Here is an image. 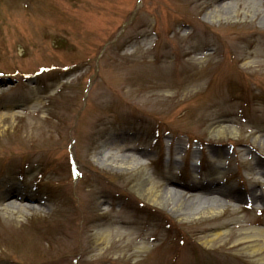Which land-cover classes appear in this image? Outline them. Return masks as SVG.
Here are the masks:
<instances>
[{
  "label": "rangeland",
  "instance_id": "374dc122",
  "mask_svg": "<svg viewBox=\"0 0 264 264\" xmlns=\"http://www.w3.org/2000/svg\"><path fill=\"white\" fill-rule=\"evenodd\" d=\"M238 1L0 0V198L42 202L0 211V264H264V78L238 69L264 0ZM107 221L134 244L94 259Z\"/></svg>",
  "mask_w": 264,
  "mask_h": 264
},
{
  "label": "bare ground",
  "instance_id": "6f19581e",
  "mask_svg": "<svg viewBox=\"0 0 264 264\" xmlns=\"http://www.w3.org/2000/svg\"><path fill=\"white\" fill-rule=\"evenodd\" d=\"M252 1L253 0H239L238 4L241 6L243 2H248L250 4ZM208 9H210V7ZM214 14H217L216 10L211 11V13L209 14V18H212V15ZM236 45H237V41L231 40L230 46L234 48L236 47ZM244 52H245L244 57L242 58L241 65H239L238 69H241L243 72L245 71L247 74H250V75L256 74L257 77L260 76L264 78V50H252V48H250L249 46H245ZM2 122L3 121H0V126ZM224 131L225 129L222 128V132ZM140 165L142 166L141 161H136L132 163V166H135V167H139ZM143 188H144V192H147L149 198L153 199L154 201L153 204H156L158 208L162 206V204H164L165 202L171 199L172 193L173 194L178 193L180 194V196L185 197L183 194H181L179 191L173 188L166 189V192L162 195L161 194L159 195L157 194V192L152 191L150 186H144ZM252 195H253L252 196L253 201L255 200L254 202H257L258 200H261V198H263V196L257 194L256 190H254V193ZM238 198L243 199L241 195H239ZM214 199H216L215 201L218 203L216 205L222 206L221 204H224L223 203L224 201H222L221 199H218L217 197ZM23 202L42 204V202L36 196H31V195L26 196L25 194L19 192V190L14 187V188H10V190L5 192L3 196L0 198V207H1L0 211L2 210L4 211L5 208H7V206H12L14 204L19 206ZM213 208L211 209L210 213L212 212ZM30 209H33V208L30 207ZM175 210L180 211V209H177V208H175ZM180 213L183 214V212L181 211ZM113 224L115 225L114 222L112 223L110 221H107L103 224V226L99 227V228H103V231L99 229V231L95 232V235H94L95 239L93 240V243L91 246V252L95 253L93 256L94 259H99V258L104 257L105 255L112 254V253H119V252L121 253L125 249L127 251H130L129 250L130 247L132 246V244H134L131 236L134 233V231L137 229V225L133 224L132 222L131 223H125V222L118 223L116 230H112V228L110 227ZM113 236L116 237L115 240L112 239ZM215 236H216L215 239H218L222 235L216 233ZM125 239H127V243L124 241ZM248 239L249 241L246 243H248L249 245L251 244L253 253H259L260 255H263L264 254V230L262 231L260 230L257 236H247L245 238L246 241ZM149 241L150 240L143 239V242L141 243V247H139L136 250V252L137 253L140 252L141 249L145 245H147ZM261 259L264 262V257H262Z\"/></svg>",
  "mask_w": 264,
  "mask_h": 264
}]
</instances>
